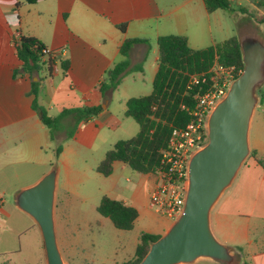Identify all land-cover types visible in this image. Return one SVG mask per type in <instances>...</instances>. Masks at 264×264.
I'll use <instances>...</instances> for the list:
<instances>
[{
	"label": "crops",
	"instance_id": "0c3cea01",
	"mask_svg": "<svg viewBox=\"0 0 264 264\" xmlns=\"http://www.w3.org/2000/svg\"><path fill=\"white\" fill-rule=\"evenodd\" d=\"M229 1L231 8L209 12L206 0H0V187L10 188L12 182H20L12 191L0 190V221L10 216L6 205L12 199L16 204L20 190L61 163V139L68 136L75 124L74 115L64 117L52 137L51 129L42 121L43 111L34 106L35 99L51 116L65 109L101 105L102 111L90 119L97 128L99 124L111 129L118 127L121 119L112 108L115 90L104 92L101 86L108 82L115 65L125 58L121 51L124 41L139 39L129 50V67L118 88L125 86L128 77L136 75L133 72L141 74L134 76L135 81L149 75L153 85L159 67L157 41L162 35H186L190 45L197 49L233 35L239 37L244 28L256 29L264 39V0ZM122 24L125 30L121 29ZM214 28L224 33L227 28L232 33L220 40ZM21 34L38 38L49 49L56 50L59 58L68 59L67 74L59 65L52 75L45 70L34 76L24 73L16 48ZM34 81L38 82L37 94L32 91ZM129 98L123 100L125 116ZM263 104L261 86L257 107ZM257 107L250 127V155L214 205L211 221L221 241L235 251L257 244L260 248L252 250L248 260L251 264H264V167L258 162L264 160V116L256 127ZM83 122L71 137L77 135ZM58 147H62L59 154ZM153 176L149 180L155 188L157 177ZM130 204L139 211L136 202ZM173 223L167 220L152 233L163 235ZM256 232L258 239L253 238ZM191 264L224 263L200 258Z\"/></svg>",
	"mask_w": 264,
	"mask_h": 264
},
{
	"label": "rangeland",
	"instance_id": "374dc122",
	"mask_svg": "<svg viewBox=\"0 0 264 264\" xmlns=\"http://www.w3.org/2000/svg\"><path fill=\"white\" fill-rule=\"evenodd\" d=\"M229 23L232 25V21ZM259 31L262 32L261 29ZM214 32L220 40L232 33L227 28L226 33L216 28ZM133 73L137 77L141 75L139 72ZM134 76L127 78L125 86L114 88L112 108L120 116L121 124L112 129L99 124L100 128H97L94 120L85 119L75 137L66 136L61 139L64 149L61 163H56L57 159L53 158L58 171L56 230L59 247L67 264L126 262L134 256L142 232H155L162 228L163 222L176 220L158 213L150 206V194L154 185L149 178H153V174H143L123 162H117L114 172L109 176L97 170L106 153L118 141L139 133V123L133 117L123 114V100L125 101V97L148 95L152 92L153 85L149 75L138 81H135ZM122 81L123 79L121 83ZM262 87L264 88V82ZM257 91L259 94V89ZM261 115L264 116V104L257 107L256 127ZM47 151L53 155L51 149ZM19 184L20 182H12L10 188L2 186L0 190L12 191ZM104 196L137 203L140 216L132 229H119L110 218L99 213L98 206ZM6 207L10 216L0 221V264H47L38 224L19 210L13 199ZM213 230L221 240L219 231L214 227ZM253 238L258 239L257 232ZM256 246L257 244L255 247H240L242 249L236 251L239 260L244 262L252 250L260 248Z\"/></svg>",
	"mask_w": 264,
	"mask_h": 264
},
{
	"label": "trees",
	"instance_id": "16d2710c",
	"mask_svg": "<svg viewBox=\"0 0 264 264\" xmlns=\"http://www.w3.org/2000/svg\"><path fill=\"white\" fill-rule=\"evenodd\" d=\"M209 12L219 8H231L229 0H206ZM122 30L125 25L122 24ZM139 39H126L121 47L125 58L112 69L108 82L102 84L105 92L120 84L124 72L129 67L128 54L132 45ZM159 67L153 81V90L148 95L131 97L126 102V115L133 117L140 125L139 133L129 139L118 141L99 164L97 170L105 176L114 172V164L123 162L144 174H156L162 165L163 152L169 147L174 129L186 127L193 119V109L197 96L205 85L202 84V73H206L214 62L225 65H235L244 69L243 53L238 35H233L205 48H193L186 35L168 34L158 38ZM17 55L22 62L24 73L34 76L42 70L52 75L55 66H60L67 74L70 63L68 59L58 57L56 50L49 49L41 40L30 35H20L16 40ZM198 77L199 82H193ZM32 91L38 92V82H33ZM36 109L43 111L42 121L52 131L61 125L68 115H74V127L68 132L73 136L79 123L90 119L102 111L101 105L82 106L63 110L57 116H51L34 100ZM62 151L58 147L57 154ZM254 155V154H253ZM264 167V160L258 159ZM101 215L112 220L119 229H132L139 216L138 209L122 199L104 196L98 206ZM162 235L142 232L135 254L126 262L120 264H139L153 242ZM242 249L239 247V250ZM264 249V241H263ZM242 264H251L246 258Z\"/></svg>",
	"mask_w": 264,
	"mask_h": 264
},
{
	"label": "water",
	"instance_id": "95a60500",
	"mask_svg": "<svg viewBox=\"0 0 264 264\" xmlns=\"http://www.w3.org/2000/svg\"><path fill=\"white\" fill-rule=\"evenodd\" d=\"M244 69L232 82L208 119V141L189 162V184L183 213L153 242L139 264H191L209 258L240 264L236 251L219 240L211 212L250 155L249 134L264 82V39L254 28L239 33ZM58 171L52 168L19 191L16 205L38 224L47 264H67L58 243L55 219Z\"/></svg>",
	"mask_w": 264,
	"mask_h": 264
},
{
	"label": "built area",
	"instance_id": "2783aa9c",
	"mask_svg": "<svg viewBox=\"0 0 264 264\" xmlns=\"http://www.w3.org/2000/svg\"><path fill=\"white\" fill-rule=\"evenodd\" d=\"M241 73L235 65H225L217 60L208 72L202 73L205 89L197 96L193 119L186 127L173 130L169 147L163 152L162 165L155 174L157 181L150 194V206L158 213L172 219L183 213L190 159L207 143L209 116ZM193 82H199V78L193 77Z\"/></svg>",
	"mask_w": 264,
	"mask_h": 264
}]
</instances>
